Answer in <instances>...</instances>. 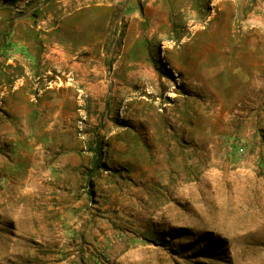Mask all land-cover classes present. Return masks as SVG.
<instances>
[{
    "label": "rangeland",
    "instance_id": "374dc122",
    "mask_svg": "<svg viewBox=\"0 0 264 264\" xmlns=\"http://www.w3.org/2000/svg\"><path fill=\"white\" fill-rule=\"evenodd\" d=\"M0 264H264V0H0Z\"/></svg>",
    "mask_w": 264,
    "mask_h": 264
},
{
    "label": "crops",
    "instance_id": "0c3cea01",
    "mask_svg": "<svg viewBox=\"0 0 264 264\" xmlns=\"http://www.w3.org/2000/svg\"><path fill=\"white\" fill-rule=\"evenodd\" d=\"M173 69L182 74L183 77L186 78L187 82L195 83L197 85H204L206 77H214L215 74H219L220 61L213 59H190L186 62V64L173 66ZM19 83L21 86L22 83ZM19 85H17L13 90H19L22 92L23 88Z\"/></svg>",
    "mask_w": 264,
    "mask_h": 264
},
{
    "label": "built area",
    "instance_id": "2783aa9c",
    "mask_svg": "<svg viewBox=\"0 0 264 264\" xmlns=\"http://www.w3.org/2000/svg\"><path fill=\"white\" fill-rule=\"evenodd\" d=\"M243 148L244 147L242 145H238L237 143H233L232 141L229 145V152L231 153V155L238 157L239 155H241Z\"/></svg>",
    "mask_w": 264,
    "mask_h": 264
}]
</instances>
